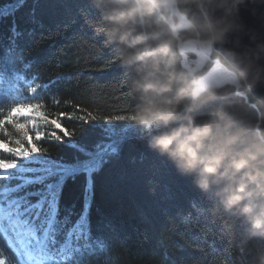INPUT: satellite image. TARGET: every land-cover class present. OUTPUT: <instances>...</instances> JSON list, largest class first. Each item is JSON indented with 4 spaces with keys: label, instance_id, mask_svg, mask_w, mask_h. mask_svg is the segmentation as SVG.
Returning a JSON list of instances; mask_svg holds the SVG:
<instances>
[{
    "label": "trees",
    "instance_id": "trees-1",
    "mask_svg": "<svg viewBox=\"0 0 264 264\" xmlns=\"http://www.w3.org/2000/svg\"><path fill=\"white\" fill-rule=\"evenodd\" d=\"M9 2L0 0V6ZM131 2L88 0V3L82 4L77 0H67L65 3L41 0L36 5V15L45 26V35L41 38V30L38 29L37 38L32 41L29 55L38 60L32 72L39 73L43 81L53 80L57 76L65 77L51 89L61 100V107L56 110L70 111L71 108H64L67 101L78 103L90 111L99 106L103 114H110L115 107L124 106L130 109L134 127L147 129L150 126L145 131V142L132 141L125 148L122 158L98 177L92 208L93 228L99 226L105 234L114 237L113 255L118 264H170L163 258L165 252L177 264H219L221 250L237 243L244 248L247 264H260V259L264 257V232L253 230L250 217L241 212V208L250 201L244 200L232 208L224 203L225 189L234 188L236 180L209 177L208 187L203 189L198 186L201 179L199 169L185 172L174 159L150 145L155 137L186 124L189 118L197 123L211 121L214 132L211 143L222 146L227 138L236 137V143L229 148L230 153L244 149L258 152L253 166L264 170V106L251 96L245 85L239 90L241 84L236 88L230 82L207 86L195 95L194 80L204 76L206 80L214 62L207 61L201 69L191 74L183 64V54L178 45L191 39H212L199 2L176 0L180 13L187 17L191 25L180 29L179 35L175 36L171 25L163 17L169 18L170 12L165 9L162 0H153V11L145 18V23L129 27L133 36L144 32L151 37L153 44L160 41L168 43L169 55L164 67L175 75L184 88L188 107L182 103L175 119L167 125L160 121L141 123L136 120L135 114L142 107L140 93L135 89V82L143 75L139 70L140 62H125L124 57L135 50L109 35L112 10L127 7ZM31 7L29 0V4L16 13V22L21 30L33 27L29 22ZM81 8L91 9L94 22L100 29L98 39L89 27L90 14L81 11ZM10 24L11 19L0 24V32L7 34ZM188 54L195 57L193 52ZM212 57L221 59L214 51ZM109 58L114 59L115 64L103 67ZM221 61L226 64L223 59ZM119 82L125 87L123 101L117 100ZM211 82L212 79L207 81ZM172 96L174 93L169 94V98ZM69 152V149L55 144L50 147V154L54 157ZM142 153H147L149 157L143 164L139 160ZM166 185L170 191H166ZM79 197V185L70 182L65 189L64 202H76L79 207ZM193 197L203 206L204 211L200 215L190 207ZM176 203L181 206L180 212L174 207ZM251 203L257 205L255 211L259 212L264 198L254 197ZM181 213H191V222L185 223ZM190 235L197 236L205 243V254L195 261L186 259L192 254L190 251L181 252L178 247L184 245L190 250ZM213 245L217 249L215 254L211 250ZM241 259L237 257V264ZM93 264L97 262L93 261ZM98 264H105V258H101Z\"/></svg>",
    "mask_w": 264,
    "mask_h": 264
},
{
    "label": "snow or ice",
    "instance_id": "snow-or-ice-1",
    "mask_svg": "<svg viewBox=\"0 0 264 264\" xmlns=\"http://www.w3.org/2000/svg\"><path fill=\"white\" fill-rule=\"evenodd\" d=\"M40 2L31 0L29 22L33 27L27 30L19 28L16 13L29 0H10L0 6V24L11 19L7 34L0 32V264H98L101 258L105 264H118L113 255L114 237L99 226L93 228L96 183L132 141L145 142V131L133 126L130 109L124 106L103 114L99 106L90 111L67 101L64 108L70 111L56 110L61 100L51 89L65 77L43 81L39 73L32 72L37 58L29 55L38 29L41 38L45 35V26L36 15ZM80 10L90 14L89 27L98 39L100 29L91 9ZM260 11L264 12V5ZM257 29L264 32V20ZM113 64L115 60L109 58L103 67ZM117 89V100L123 101V83ZM53 144L70 152L54 157L50 154ZM148 159L147 153L139 157L142 164ZM70 182L80 187L79 207L76 202H64ZM165 188L170 191L167 185ZM174 207L181 211L179 203ZM190 207L197 215L204 211L195 197ZM181 214L185 223L191 222V213ZM189 239L190 250L184 245L179 250L192 253L186 257L189 261L201 259L205 243L195 235ZM211 250L213 254L217 251L214 245ZM237 257L242 258L240 264H247L244 248L238 243L221 250L219 264H237ZM163 258L177 264L167 252Z\"/></svg>",
    "mask_w": 264,
    "mask_h": 264
},
{
    "label": "clouds",
    "instance_id": "clouds-1",
    "mask_svg": "<svg viewBox=\"0 0 264 264\" xmlns=\"http://www.w3.org/2000/svg\"><path fill=\"white\" fill-rule=\"evenodd\" d=\"M153 7V0H132L127 7L113 9L109 35L135 50L124 57L125 62H140L139 70L143 75L135 82V89L140 93L142 107L135 114L136 120L141 123L160 121L167 125L175 119L178 107L188 99L178 79L164 67L169 55L168 43L160 41L153 44L151 37L144 32L133 36L129 27L144 24ZM238 84H241L239 90L245 85L244 82ZM172 93L174 96L169 98ZM185 107H188L187 103ZM213 136L211 121L197 123L189 118L186 124H180L170 132L155 137L150 146L174 159L185 172L199 169L201 179L198 186L203 189L208 187L209 177L220 176L229 181L236 180L234 188L225 189L226 207L232 208L249 200L241 208V212L250 217L253 230L264 232V205L256 212L257 205L251 203L254 197L264 198V170L253 166L259 153L244 149L232 154L229 148L236 143V137L227 138L219 146L211 143ZM260 264H264V257L260 259Z\"/></svg>",
    "mask_w": 264,
    "mask_h": 264
},
{
    "label": "water",
    "instance_id": "water-1",
    "mask_svg": "<svg viewBox=\"0 0 264 264\" xmlns=\"http://www.w3.org/2000/svg\"><path fill=\"white\" fill-rule=\"evenodd\" d=\"M198 2L209 25L213 51L239 74L251 96L264 106V32L257 29L264 20L260 11L264 0Z\"/></svg>",
    "mask_w": 264,
    "mask_h": 264
},
{
    "label": "rangeland",
    "instance_id": "rangeland-1",
    "mask_svg": "<svg viewBox=\"0 0 264 264\" xmlns=\"http://www.w3.org/2000/svg\"><path fill=\"white\" fill-rule=\"evenodd\" d=\"M162 3L165 9L170 12V20L171 23L176 26V32H179L180 28L182 29V27L186 28L189 26L190 23L187 17L182 14L185 18L183 19L181 13L178 12L175 0H173V4L172 0H162ZM174 18H176V21ZM178 47L183 54V64L188 68L191 74H194L197 70L201 69L207 61L211 60L214 62V67L211 69V74L206 78L207 81L212 79L213 82L204 84L206 81L203 80L204 77L199 80H194L195 95H198L202 91L201 89L207 86L221 85L230 82L239 88L238 83L243 82L241 81L239 74L232 70L227 64H224L221 59H213V47L211 40H188L185 42H180ZM188 52H193L195 57L190 56ZM197 83H199V85H197ZM149 127L150 126H148L147 129ZM147 129L142 130L146 131Z\"/></svg>",
    "mask_w": 264,
    "mask_h": 264
},
{
    "label": "crops",
    "instance_id": "crops-1",
    "mask_svg": "<svg viewBox=\"0 0 264 264\" xmlns=\"http://www.w3.org/2000/svg\"><path fill=\"white\" fill-rule=\"evenodd\" d=\"M175 1H176V0H175ZM176 7H177V6H176ZM177 10H178V9H177ZM189 23H190V22H189ZM189 25H191V23H190ZM187 27H188V26H187ZM182 28H183V27H182ZM180 29H181V28H180ZM191 40H194V39H191ZM198 40H199V39H198ZM200 41H201V40H200ZM208 75H209V74H208ZM208 75H207V76H208ZM207 76H206V77H207ZM203 80H205V79H203ZM206 83H207V80L204 82V84H206Z\"/></svg>",
    "mask_w": 264,
    "mask_h": 264
}]
</instances>
